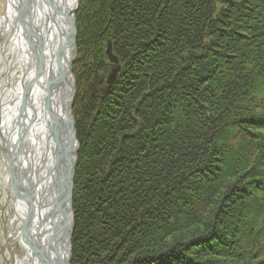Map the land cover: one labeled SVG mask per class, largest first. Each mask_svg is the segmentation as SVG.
I'll return each mask as SVG.
<instances>
[{
  "label": "trees",
  "instance_id": "16d2710c",
  "mask_svg": "<svg viewBox=\"0 0 264 264\" xmlns=\"http://www.w3.org/2000/svg\"><path fill=\"white\" fill-rule=\"evenodd\" d=\"M75 29L71 264H264V0H82Z\"/></svg>",
  "mask_w": 264,
  "mask_h": 264
},
{
  "label": "water",
  "instance_id": "95a60500",
  "mask_svg": "<svg viewBox=\"0 0 264 264\" xmlns=\"http://www.w3.org/2000/svg\"><path fill=\"white\" fill-rule=\"evenodd\" d=\"M80 1L75 0L73 4H69L68 0H23L18 9L16 26L20 25L27 36L32 35L37 41L33 46L40 54V70L24 89L21 115L12 125L10 133L6 137L1 136L0 151L4 155L13 201H21L26 207L25 217L21 219L20 238L30 259L36 264L71 263L72 189L79 143L71 114L75 95V79L70 70L73 58L69 61L67 57L70 58L75 49L74 15ZM37 11L42 16L41 19L37 17ZM26 19H29L27 25L31 31L23 25ZM49 35H52L53 41L49 45L47 62L43 48ZM106 55L111 63L117 64V60L111 55L110 43ZM118 72L119 68L112 71L107 79L108 85L113 84ZM39 77L43 78L42 88L45 94L44 101L41 102L40 119L45 122L46 137H50L53 142L52 160L50 167L45 170L48 162L44 152L31 175V166L27 171H22L20 166L19 160L24 158L25 148L11 139L16 128L22 124L21 110L28 90ZM27 126H31L30 122ZM46 147V144L43 145L41 150L44 151ZM24 180L27 181L26 184H23Z\"/></svg>",
  "mask_w": 264,
  "mask_h": 264
},
{
  "label": "bare ground",
  "instance_id": "6f19581e",
  "mask_svg": "<svg viewBox=\"0 0 264 264\" xmlns=\"http://www.w3.org/2000/svg\"><path fill=\"white\" fill-rule=\"evenodd\" d=\"M23 0H9L7 4V9L4 18L0 22V33L5 35V40L2 46H0V60L5 64L4 73L7 75L8 80L4 85L0 84V141L2 137H6L11 130L13 124L20 117V109L23 103V94L25 87H28L30 81L34 79V76L40 66H38V58H40L39 52L34 48L33 43H37L34 37L27 36V32L23 31V28L20 25L16 26V21L18 17V9L23 4ZM75 0H68L69 4H73ZM32 8H30V12ZM37 17L39 16V11H37ZM39 19L40 23L41 20ZM38 20L35 19V21ZM38 21V22H39ZM29 19H26L23 25L29 31L30 28L27 25ZM37 22V23H38ZM53 41L52 35H49L48 41L44 42V58L48 62L49 59V45ZM14 57V58H13ZM73 58V53L71 57ZM66 59V60H67ZM38 66V67H37ZM13 72H11V69ZM45 73V71H44ZM43 78L39 77L36 82H34L27 93V100L24 99V108H22V118L19 128H16L11 141L20 143L25 148V156L23 159H20V166L22 171H27L28 167L31 166L30 170L33 174V171L39 161L40 157L42 158L43 153H46L47 156V166L45 170L50 167L51 163V143H53L50 137H46V125L41 118V102L44 101V89L42 88ZM62 100V95H60V102ZM34 120V121H33ZM29 122L31 124L30 127ZM33 126V127H32ZM16 127V126H15ZM28 127V128H27ZM47 145L44 151L41 150L43 145ZM47 150V152H46ZM34 178L33 176H31ZM8 179V178H7ZM26 180L23 181V184H26ZM16 215L15 218L18 219L19 224H21V219L25 217L26 207L21 201H16L15 205ZM20 238V232L18 234ZM21 245L25 251L24 256L20 259L18 264H36L35 261L30 259V254L26 250V247L23 245L21 240Z\"/></svg>",
  "mask_w": 264,
  "mask_h": 264
},
{
  "label": "rangeland",
  "instance_id": "374dc122",
  "mask_svg": "<svg viewBox=\"0 0 264 264\" xmlns=\"http://www.w3.org/2000/svg\"><path fill=\"white\" fill-rule=\"evenodd\" d=\"M8 1L9 0H0V22L2 18H4L5 16ZM81 1H80V4H81ZM80 4H79V7H80ZM79 7L74 15L75 28H76V15L79 11ZM5 40L7 41V38L5 39V35L3 33H0V46H2ZM111 55H112V49H111ZM75 58H76V54H75V49H74L73 60L70 65V70L72 68L71 66L73 65L75 61ZM14 68L15 67L11 69V72H13ZM4 70H5V64L3 63L2 60H0V84L1 85H4V83L8 80V77L4 73ZM75 94H76V82H75ZM74 100H75V95H74ZM73 104H74V101H73ZM72 108H73V105H72ZM71 114H72V109H71ZM73 121H74V118H73ZM74 126H75V121H74ZM75 132H76V128H75ZM76 139H77V132H76ZM76 163H77V160H76ZM74 175H75V171H74ZM8 177L9 176L6 171V163H5L4 155L0 151V264H18L20 259L24 256L25 251L21 245L22 244L21 239H19L18 237V234L21 229V224H19L18 219L15 218V215H16V211L14 207L15 203L13 201L10 183H9V180L7 179ZM184 235L188 237L187 235H191L190 231H189V234L184 233ZM178 238L179 236L175 235L173 238L169 237L168 241L172 242V240H176ZM71 257H72V254H71Z\"/></svg>",
  "mask_w": 264,
  "mask_h": 264
}]
</instances>
